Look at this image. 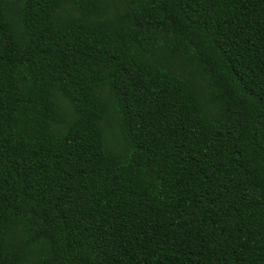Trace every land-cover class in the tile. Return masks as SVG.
I'll list each match as a JSON object with an SVG mask.
<instances>
[{"label":"trees","instance_id":"trees-1","mask_svg":"<svg viewBox=\"0 0 264 264\" xmlns=\"http://www.w3.org/2000/svg\"><path fill=\"white\" fill-rule=\"evenodd\" d=\"M0 264H264V0H0Z\"/></svg>","mask_w":264,"mask_h":264}]
</instances>
